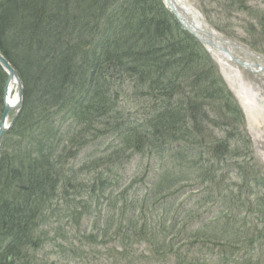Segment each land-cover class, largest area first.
I'll list each match as a JSON object with an SVG mask.
<instances>
[{
    "label": "trees",
    "instance_id": "obj_1",
    "mask_svg": "<svg viewBox=\"0 0 264 264\" xmlns=\"http://www.w3.org/2000/svg\"><path fill=\"white\" fill-rule=\"evenodd\" d=\"M204 1L220 9L219 3L230 8L247 3ZM244 27L256 47V27ZM0 51L23 83L19 119L2 139L0 264H36L35 251L53 238L54 221L59 227L60 219L72 214L79 221L73 201L83 202L88 213L86 197L93 201L120 183L113 159L125 145L165 160L158 183L165 188L154 196H165L159 203L195 184L191 198L209 190L204 202L190 206L189 200L174 198L167 205L158 227L169 236L156 240V255L178 250L180 263L195 264L200 256L189 261L183 252L188 256L190 247L198 246L194 255L233 250L238 254L230 257L244 264L264 263L259 256L264 253V168L252 156L244 112L216 63L164 0H3ZM7 79L0 65V119ZM70 119L76 125L58 128ZM76 126L80 132L68 136L70 147L65 146L63 131ZM36 127L34 139L25 137ZM107 137L116 144L112 154L101 148ZM72 149H83L79 169L67 166ZM219 197L223 209L204 216ZM123 203L138 213L133 199ZM251 211L255 225L249 229L245 214ZM107 227L105 222L100 228L105 237ZM96 228L95 219L90 234L77 237L98 238Z\"/></svg>",
    "mask_w": 264,
    "mask_h": 264
},
{
    "label": "rangeland",
    "instance_id": "obj_2",
    "mask_svg": "<svg viewBox=\"0 0 264 264\" xmlns=\"http://www.w3.org/2000/svg\"><path fill=\"white\" fill-rule=\"evenodd\" d=\"M2 1L3 0H0V5ZM189 2L199 12L200 18L202 19L204 24L203 28H207L208 30H211L213 32L221 33L215 28L216 26H221L226 28L229 33L233 32V37L229 39L230 42H236L234 43L236 47H243V49L235 48L236 51L240 52L241 57L244 60L255 59L261 63V66L264 67V60L258 57V55L264 57V33H261V27L259 25L260 21L257 18L261 11L262 13H264V0H245V2H247L245 3V8H230L219 3L224 10L220 9L212 2H206L204 0H189ZM248 10L251 11L254 18H256V21L250 20L251 15L249 12H247ZM15 22L16 21L13 20V24H15ZM249 23L256 27L255 35H257L256 40H258V44L256 47H252L250 45L251 43L249 42V38H251V35L244 27V25L247 26V24ZM203 47L205 48V46ZM205 50L212 58V55L208 52L207 48H205ZM235 64L241 70L240 79L237 76H234L230 71H226L219 64L218 65L223 78H225L227 84L231 88L230 90L233 92L239 103V108L244 112L246 131L251 138L250 144L252 156L255 162H257L258 165L264 168V72H253L241 67L237 63ZM7 74L9 76V73ZM188 79L190 80V78ZM48 86L51 85L48 84ZM15 93L16 90H14V95ZM126 104L130 108H134L135 106L130 100H127ZM63 114L69 113L63 112ZM14 117L15 114L11 112V114L9 115L8 124L12 123ZM17 118L18 115L15 118L16 121ZM21 120H24V118H21ZM43 120L44 119H42L41 117L39 123H41ZM74 125H76V121L74 119H70L63 125H59L58 128H61L63 130ZM12 126L14 125L12 124ZM9 130L10 128L6 132H8ZM78 131L80 132L79 126H76L74 129H70L68 131H63V141L68 136ZM38 133L39 130H37L36 127V129H31L30 132H27L25 137H27L28 139H34ZM86 135L89 136L88 133H86ZM18 140L19 139H13V141L15 142ZM63 144L70 147L68 139H66ZM115 147L116 144L111 143L110 137L103 139V145L101 146V148L105 150L106 154H112ZM120 148V153H118V155H114L115 157L113 159V162L115 163H113V167L116 168L118 165V168L121 172L120 176L118 177L120 183L118 185L116 184L105 192H102V194H100L99 197H97L93 201H91L90 198L86 197L85 200H88L87 204L88 206H90L86 207L88 213H84L85 208H83V202L80 203V201H76L74 203L73 201L72 209L77 210L76 214H81V217H78L80 218L79 221H77V219L72 214L71 216H69V218L62 217L60 219L61 226L58 227L57 222L53 220L54 224L51 230V235L53 236V238H47L45 244L40 248V250L35 251L36 257L33 259L34 263H186H180V261L177 259L176 254L178 250H175V252L170 251L168 252V255H160V257L154 253V246L158 247L156 240L161 241L160 238H164V235L169 236L168 232L164 233L158 227V221L161 220L160 224H162V218H164V215H167V210L165 208H167L168 204L173 202L174 198H178L179 201L189 200V205L192 206L197 204V202L201 200V198L202 200L199 202H204L206 197V195L204 194H208L209 190L202 191L203 195H198L194 198H191L193 193L197 191V186L195 184L194 187L185 188L182 193H179V196L176 194H171L170 197L164 199V203H159L158 198L163 199L165 198V196L163 198H161V195H158L156 197L154 196L157 190H164L165 188L158 185L160 179L159 173L163 169L162 166L165 160L159 157L148 156V151L138 154L129 149L126 145ZM22 150L23 144L20 148V151ZM74 150L66 156V162L68 163L67 166L79 169L82 165V153L84 152L83 149H78V151L81 150L79 151V153ZM192 153L197 154L198 149H193ZM103 157L106 156L104 155ZM213 158L215 157L213 156ZM81 177H83V175H81ZM215 181V183L221 182V176L215 177ZM183 196L190 197L188 199H184ZM131 199L138 203V206L136 207L137 212L139 213L142 211L144 215L132 212L133 207L129 205H123V202L129 201ZM217 199H219V203L215 202L214 205L209 204V206L211 207H208V210L202 212L204 216L211 217L216 213L218 214L223 209L224 205L221 204V197ZM245 215L248 218V222H250L248 224V227L250 229L251 225H255L254 221L251 220L255 215L253 211H251V213L248 212ZM95 219L97 220V228L95 229V231H97V233L99 232L101 236H99L98 238H78L77 235L80 236L83 233L86 235L90 234V231L95 226ZM105 222L108 225L106 231L107 237H105V235H102L103 232L100 229L105 225ZM46 227L49 228L50 226L46 225ZM187 246L188 248L190 247V245ZM188 248H184L186 249V252ZM190 248L191 251L188 253V256H185V252H183V257L188 258L189 261H193V258L196 259L198 256H200V261H202V259L204 258L203 264H244L239 257H230L231 253L233 255L238 254L237 251L234 252L232 250L231 252L224 253H220V251L216 253L214 251L211 254L207 252L204 255H201L200 251H198L194 255L193 250L198 248V246ZM239 253H244V250H240ZM259 256H264V253Z\"/></svg>",
    "mask_w": 264,
    "mask_h": 264
},
{
    "label": "water",
    "instance_id": "obj_3",
    "mask_svg": "<svg viewBox=\"0 0 264 264\" xmlns=\"http://www.w3.org/2000/svg\"><path fill=\"white\" fill-rule=\"evenodd\" d=\"M170 9L174 12L178 20L182 23V25L191 33H193L206 47L209 45L218 47L224 51H227L224 46H220L217 41L227 43V41L223 40L221 37L215 34V32L208 30L206 28H200L194 23H192L187 17H185L181 8L177 5L175 0H166ZM231 46H234V43H230ZM233 60L237 61L241 66H245L248 69L253 70V66L260 67L257 62H245L241 61L237 58L233 57ZM0 65L9 73V79L6 83L5 89V109L0 120V154H1V141L4 133L12 126L15 118L18 115L19 108L22 104L23 99V85L22 81L19 77L17 71L12 67L9 61L3 56L0 51ZM256 72V70H253ZM260 71H264L263 67H260ZM15 79L17 83V91H18V102L13 104L8 100V88L10 82ZM11 111H15V117L12 120V123L8 124V116Z\"/></svg>",
    "mask_w": 264,
    "mask_h": 264
},
{
    "label": "bare ground",
    "instance_id": "obj_4",
    "mask_svg": "<svg viewBox=\"0 0 264 264\" xmlns=\"http://www.w3.org/2000/svg\"><path fill=\"white\" fill-rule=\"evenodd\" d=\"M177 2V5L181 8V11L184 13L183 15L187 17L192 23L197 25L198 27L202 28L204 27L203 21L200 18L199 12L193 7V5L189 2V0H175ZM207 29V28H206ZM210 52L215 58V60L220 64V66L226 70L230 71L234 76H237L239 79L241 77V70L239 67L236 66L234 62H232L229 58V52L228 54H225L223 52L218 51L215 49V46H210ZM233 54H236L234 52ZM9 79V76H8ZM16 81L13 79L8 88V100L15 104L18 102V96L14 95V90L16 89ZM1 158V156H0ZM76 211V210H75ZM197 261V260H196ZM195 264H201V261L195 262Z\"/></svg>",
    "mask_w": 264,
    "mask_h": 264
}]
</instances>
